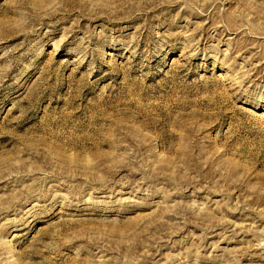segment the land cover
I'll return each instance as SVG.
<instances>
[{
	"label": "rangeland",
	"instance_id": "rangeland-1",
	"mask_svg": "<svg viewBox=\"0 0 264 264\" xmlns=\"http://www.w3.org/2000/svg\"><path fill=\"white\" fill-rule=\"evenodd\" d=\"M0 264H264V0H0Z\"/></svg>",
	"mask_w": 264,
	"mask_h": 264
}]
</instances>
